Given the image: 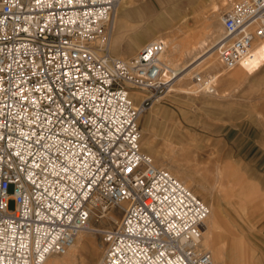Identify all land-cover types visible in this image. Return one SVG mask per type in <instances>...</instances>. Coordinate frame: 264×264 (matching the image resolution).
Wrapping results in <instances>:
<instances>
[{
	"label": "built area",
	"instance_id": "1",
	"mask_svg": "<svg viewBox=\"0 0 264 264\" xmlns=\"http://www.w3.org/2000/svg\"><path fill=\"white\" fill-rule=\"evenodd\" d=\"M118 2L0 0V264H43L88 230L97 264H213L207 204L140 148L139 117L170 89L166 44L113 56ZM221 24L229 70L264 39V0L234 1ZM191 75L197 93L215 91V76Z\"/></svg>",
	"mask_w": 264,
	"mask_h": 264
},
{
	"label": "rangeland",
	"instance_id": "2",
	"mask_svg": "<svg viewBox=\"0 0 264 264\" xmlns=\"http://www.w3.org/2000/svg\"><path fill=\"white\" fill-rule=\"evenodd\" d=\"M200 1L134 0L122 24L114 33L120 37V48L119 43L115 44L112 39L111 54L122 57L121 50L135 42L139 45L125 57L130 59L146 41L148 43L158 33L177 37L176 39L186 45L193 44L204 31L205 18L194 23L191 16L202 11H205L203 16L207 15L212 11L209 5L211 2L217 7L214 13L221 15L237 0H202L206 3L205 6H201ZM156 19L161 20L153 27L157 32L138 38L143 33V29L139 30L140 20L146 25ZM218 23L222 27L220 20ZM207 48L205 46L181 58L177 56L178 66L189 62L196 55L203 56L197 61L205 58L209 52L206 51ZM203 62L200 63L201 69L205 67ZM213 71L204 68L202 74H211ZM214 73L219 76L227 74L228 71H224L217 63ZM168 75L170 76L169 73ZM194 80L185 79L187 85ZM173 85L168 93L139 117L141 150L151 155L155 165H168L171 170L167 169L179 177L184 176L182 172L190 174V178H185L189 188L207 205L210 196L202 190L201 184L212 188L213 193L220 196V192L213 186L216 185L215 170L221 168L226 173L225 178L220 180L221 187L229 189L230 182H235V194L231 198L237 204L240 203L243 213L245 210L246 213L241 215L237 209L235 214L224 216L220 225L213 228L212 236L218 237L220 243L218 257L224 264H264V203H261L264 202V61L253 68L250 74L241 75L228 88L227 96L216 99V102L205 103L203 93H197L196 90L195 93L188 90L176 91ZM187 85L182 86L186 88ZM221 89V81L217 79L215 91L222 94ZM145 138L147 142L142 145ZM230 166L234 172L229 171ZM228 201L223 200L222 203L226 210H231ZM13 205L14 202L10 199L7 203L8 209L11 210ZM113 212L114 216H119L118 209ZM110 223L106 217L93 220L94 226H107ZM83 234L87 239L82 247H77L79 250L76 264H96L102 252L99 235L90 230ZM91 243L98 244L94 251ZM56 257L61 258V255Z\"/></svg>",
	"mask_w": 264,
	"mask_h": 264
},
{
	"label": "bare ground",
	"instance_id": "3",
	"mask_svg": "<svg viewBox=\"0 0 264 264\" xmlns=\"http://www.w3.org/2000/svg\"><path fill=\"white\" fill-rule=\"evenodd\" d=\"M133 2H134V0H119L117 6L115 7L113 15H112L110 42L113 39L115 44L119 43L118 44L119 48L121 45L119 42L120 37L114 33H116L118 27H120V25L122 24L123 18L127 15V12L129 11L130 6H131V4H133ZM222 2H225V0H223ZM200 5L205 6L206 3L201 0ZM209 5H210V9H212V11L208 12L207 15L205 14L203 16L205 11H202L201 13L196 12L193 16H191L192 22H194V23L205 18V21H203L204 22V31L196 39V41L194 40L195 42L193 44L186 45L184 43H181V41L179 39H176L177 37H172L170 35L164 36V35H161V33H158V35L156 37H153L149 40V41H152V40L159 39V38L164 40V42L166 44V49L164 50V52L162 53V55L160 57V62H161L165 77H167V79H169L171 82L170 87H171V85H173L175 83V85H173V89L176 91H187L188 90V92H190V93H195L194 90L197 86V81L194 80L193 83H191L190 85H187L186 84L187 82L185 81V79L186 78L193 79L191 74L194 71L202 73L204 68L209 69V70H214V71L217 70V63H219V62H218L217 57H216V45L223 36V27H221L220 24L218 23L219 20L221 22V15H217L214 13V10L217 9L215 3L211 2V3H209ZM180 18H182V17H180ZM180 20H183V19H180ZM160 21L161 20L156 19V20L149 22L146 25H144V21L140 20L139 30L143 29V33H142V35H139L137 37L140 38L141 36H145L147 34H152L154 31L157 32V30L153 27H156V24L160 23ZM167 22L169 23L170 21H166V23ZM216 23H218V24H216ZM145 43H147V41ZM138 45L139 44H136L135 42L128 44V48H126L125 50H121L123 56L122 57L120 56L118 58L123 59V60H128V59H125V57L130 52H132ZM205 46H208L206 51H209V52H207L208 55L205 58L201 59L200 61H197L199 58H201L203 56L196 55L189 62H183L182 66H178V62H177L178 58H176L177 56L179 58L184 57L187 53H190V52L195 51V50H197V51L201 50V49L205 48ZM140 48H141V46H140ZM198 54H200V53H198ZM202 61H204L202 64H205V67L203 69H201V65H200V63ZM261 61H264V39L258 41L257 43H255L253 45V47L251 49V54L241 64H238L237 66H235L232 69L226 70V71H228L227 74L223 73V74L218 76V75H216V73H214V71L211 72V75L215 76L216 80L220 79L221 87H222L221 91L223 93L220 94V93H218V91L209 93V92H206L205 90H203L200 93H203L202 95L204 97V102L205 103L216 102V101H218L216 99H219L220 97L227 96L228 88L234 82L238 81L240 79L241 75L250 74L251 71H253V68H255L258 64H260ZM183 71H185V72L182 73L180 76H178ZM167 72L170 74V76L168 75ZM182 85H187V87L184 88ZM168 92H169V90L166 93H168ZM214 97H216V98H214ZM157 100H155V101H157ZM155 101L150 105V107L155 103ZM140 132H141V130H140ZM146 142H147V140L145 138L142 140L141 143H142V145H145ZM148 151L151 152V150H148ZM161 165H163V167H165V168L170 169L168 165H165L163 163ZM232 168L230 166V169H229L230 172H234L233 170H231ZM227 171H225V172H227ZM172 174L175 175L180 181H182L189 188V184L186 182L185 178H190V174L188 175L187 173L182 172V175H184V176H180V177H179V175H177L174 172H172ZM225 176H226V173H223L221 168H216L215 173H214V180L216 182L215 183L216 185H214L213 187L217 188L218 192H220V196L219 195L216 196L217 194L213 193L212 188H208L207 185L201 184L202 190L206 191L208 196H210V201H208V205H207L209 208V212H208V216L205 220V225H204V228H203V231L201 234L200 249L210 252L213 264H224L223 262H221V260L218 257L219 256L220 243H219L218 237L214 238L212 236L213 228L215 226L220 225L221 221L224 219V216H226V215L228 216L229 214H232V213L235 214L237 209H238L239 213H241V215L246 213V210H245V213H243V210L241 209L240 203L237 204L238 202H236V200L231 198V195L235 194L234 185H233V183H235V182H230L229 189L221 187L220 180L225 178ZM214 195H215V197H214ZM238 198H240V197H238ZM223 200H229L228 203L231 206V210H226L224 208L223 203H222ZM261 203H264V202H261ZM244 217H246V215ZM244 217H243V219H244ZM247 219H248V217H247ZM90 231H92V230H90ZM83 232H86V231H81L77 234L73 245L71 246V248L66 253L60 254L61 258L56 257V255H58V254H51L46 258V260L44 261L43 264H76V254L79 250L78 248L82 247L84 245L83 242H85L87 239L86 236H84ZM242 239H243V237H242ZM97 245H94L93 243H91V248L93 251L95 250V248H97ZM100 246H101V244H100ZM240 249H241V247H240ZM98 261H99V259H98ZM98 261L96 262V264L98 263Z\"/></svg>",
	"mask_w": 264,
	"mask_h": 264
}]
</instances>
